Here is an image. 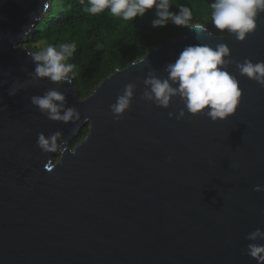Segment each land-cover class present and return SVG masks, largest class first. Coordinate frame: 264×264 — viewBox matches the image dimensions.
Segmentation results:
<instances>
[{
  "label": "water",
  "instance_id": "1",
  "mask_svg": "<svg viewBox=\"0 0 264 264\" xmlns=\"http://www.w3.org/2000/svg\"><path fill=\"white\" fill-rule=\"evenodd\" d=\"M50 7L0 0V264H257L246 237L264 230V86L228 65L243 94L218 122L178 120L169 112L185 107L179 98L163 108L142 95L147 75L163 78L189 45L224 43L234 61H264V13L244 41L208 28L199 41L189 29L82 98L73 83L34 75L24 42ZM129 83L134 99L117 121L110 106ZM49 89L81 119L42 114L31 98ZM40 133H60L56 151L38 147Z\"/></svg>",
  "mask_w": 264,
  "mask_h": 264
},
{
  "label": "clouds",
  "instance_id": "2",
  "mask_svg": "<svg viewBox=\"0 0 264 264\" xmlns=\"http://www.w3.org/2000/svg\"><path fill=\"white\" fill-rule=\"evenodd\" d=\"M81 4L85 0H80ZM153 11L151 26L166 27L169 24L186 27L195 31L197 40L206 34L211 36L203 23H193V12L190 7L180 4L172 10L170 0H87L83 12L90 16L107 13L123 21H134L143 18ZM264 13V0H213L211 3V22L221 33L233 35L244 41L253 33L257 25L258 14ZM75 42H63L56 46H47L31 54L36 63L35 77L47 78L55 83H72L76 65L69 63L76 52ZM228 58V59H226ZM235 64L240 75L256 81L264 86V61L243 62L230 59V49L224 43L215 46L199 43L186 46L175 62L169 63L162 78L153 70L144 79L142 99L154 103L158 107L169 108L175 98H179L184 108L178 115L169 112V116L184 119L186 116L203 114L213 122L223 121L233 116L242 97V89L238 80L230 74L227 66ZM136 85H125L110 108L118 121L127 110H130L134 99ZM15 95L14 91L9 93ZM65 95L55 89H49L44 95L31 98V103L42 114L53 121H79L81 115L75 108L65 109ZM60 133L46 137L38 134L37 145L44 152L56 151V141ZM73 154H75L73 152ZM234 167L237 165H233ZM256 191L264 190L257 186ZM249 243L246 254L264 264V230L257 228L246 237Z\"/></svg>",
  "mask_w": 264,
  "mask_h": 264
},
{
  "label": "trees",
  "instance_id": "3",
  "mask_svg": "<svg viewBox=\"0 0 264 264\" xmlns=\"http://www.w3.org/2000/svg\"><path fill=\"white\" fill-rule=\"evenodd\" d=\"M213 0H170L172 10L183 4L193 12V23H203L216 35L219 32L211 22ZM80 0H51L47 17L31 34L30 42L24 43L29 50L46 41L51 46L63 42H75L76 52L69 63L76 65L72 83L82 98L88 97L96 87L117 69L123 70L142 59L149 49L164 45L188 32L186 27L169 24L153 28L150 10L143 18L123 21L110 16L107 11L98 16L83 12ZM88 127L72 142L74 147L88 134Z\"/></svg>",
  "mask_w": 264,
  "mask_h": 264
},
{
  "label": "rangeland",
  "instance_id": "4",
  "mask_svg": "<svg viewBox=\"0 0 264 264\" xmlns=\"http://www.w3.org/2000/svg\"><path fill=\"white\" fill-rule=\"evenodd\" d=\"M46 17H47V16H46ZM44 19H45V18H44ZM44 19H43V20H44ZM38 25H39V24H38ZM38 25H37V26H38ZM31 34H33V32H32ZM30 40H31V35H29V36L25 39V42H24V43L30 42ZM47 46H49V44H48L46 41H42V42H39V43L37 44V47H34L33 50L37 51V50L42 49V48L47 47Z\"/></svg>",
  "mask_w": 264,
  "mask_h": 264
}]
</instances>
